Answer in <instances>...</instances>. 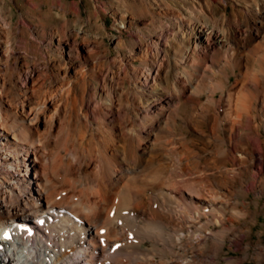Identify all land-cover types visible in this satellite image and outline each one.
<instances>
[{
	"label": "bare ground",
	"instance_id": "obj_1",
	"mask_svg": "<svg viewBox=\"0 0 264 264\" xmlns=\"http://www.w3.org/2000/svg\"><path fill=\"white\" fill-rule=\"evenodd\" d=\"M131 2L112 50L0 19V264L264 263V0Z\"/></svg>",
	"mask_w": 264,
	"mask_h": 264
},
{
	"label": "rangeland",
	"instance_id": "obj_2",
	"mask_svg": "<svg viewBox=\"0 0 264 264\" xmlns=\"http://www.w3.org/2000/svg\"><path fill=\"white\" fill-rule=\"evenodd\" d=\"M32 2L41 5L42 13L39 15L28 7L27 0H0V19H4L6 16H13V20L17 23L23 15L28 21L42 27L49 29L50 27H58L62 25L63 20L57 16V10H51V0H30ZM68 3L79 2V6L82 11L81 19L74 17L72 14L67 15L69 25L73 29L82 27L85 34L84 37L88 41L98 42L102 37L104 44L111 50L117 44L118 36H121L122 41L137 37V29L141 28V25L129 26L126 29L118 28L114 26L115 19H118V13L124 9L122 7H130L133 5V0H65ZM151 3L162 0H149ZM155 1V2H154ZM127 2V3H126ZM99 3V4H98ZM105 3V4H104ZM125 3V4H124ZM130 5V6H129ZM125 8V7H124ZM118 9V11H117ZM98 10V11H97ZM107 10V11H105ZM97 11V13H95ZM116 13V14H115ZM116 16V17H115ZM27 17V18H26ZM104 25V28H103ZM129 29V30H128ZM117 51H114V55ZM252 197V198H251ZM255 196L250 193V197L247 200L239 199V203H244V211H247L248 216L244 218L246 224H251L252 216L254 217V224H252V239L251 241L257 243L260 239V232H264V197L259 200V204H254ZM242 201V202H241ZM247 205V206H246ZM256 207V208H255ZM259 207V208H258ZM248 208V209H246ZM257 210V211H256ZM256 212V213H254ZM250 213V214H249ZM249 217V218H248ZM262 243L264 244V233L261 236ZM232 240L237 242L236 237H231ZM254 251L253 248L250 250ZM238 255V254H237ZM248 264H264L258 263L255 259H250Z\"/></svg>",
	"mask_w": 264,
	"mask_h": 264
}]
</instances>
